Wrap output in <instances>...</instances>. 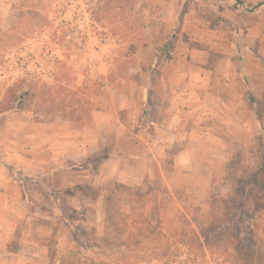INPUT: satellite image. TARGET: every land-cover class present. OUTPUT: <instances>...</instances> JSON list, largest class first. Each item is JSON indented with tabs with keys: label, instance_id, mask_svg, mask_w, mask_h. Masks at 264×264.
I'll return each instance as SVG.
<instances>
[{
	"label": "rangeland",
	"instance_id": "1",
	"mask_svg": "<svg viewBox=\"0 0 264 264\" xmlns=\"http://www.w3.org/2000/svg\"><path fill=\"white\" fill-rule=\"evenodd\" d=\"M241 1L0 3V172L21 176L11 161L27 150L26 184L41 187L30 238L63 240L50 264H264V203L241 201L264 154V93L240 90L264 87V5ZM200 72L239 92L233 119L247 128L157 130L139 116ZM248 229L253 262L237 252Z\"/></svg>",
	"mask_w": 264,
	"mask_h": 264
},
{
	"label": "crops",
	"instance_id": "2",
	"mask_svg": "<svg viewBox=\"0 0 264 264\" xmlns=\"http://www.w3.org/2000/svg\"><path fill=\"white\" fill-rule=\"evenodd\" d=\"M4 1L6 0H0V3ZM2 15L0 9V16ZM222 79V76L217 74L211 76V73L200 72L196 78L191 79L181 88L180 93H177V101L174 97H170L167 94L166 106L168 108H140L139 116H142L144 111H147L151 125L157 130H167L176 124L178 129L181 126L189 128L190 124L201 125L203 122H206L205 126H212L217 129L233 128L234 126H239L243 129L247 128L248 125L246 123L240 124L239 121L235 122V119H233L234 115H238L235 112L237 107L233 104L236 100L235 97L240 96L239 92L228 90V86L223 87ZM240 90L243 96H245L247 91L255 96L264 93V87L255 90L250 82L248 84H240ZM224 91L228 94L226 98L228 106H224L223 99H221L220 93ZM195 100L196 102L194 103L193 101ZM243 109L244 111L247 110L244 107ZM105 110H110V108ZM153 114L156 119H153ZM250 115L254 118L252 112H250ZM25 152L27 150L23 148L21 154H18V159L15 160L16 158L13 157L11 161L13 166L22 170L21 176L14 174L8 177L6 172H0V193L6 195L3 205H0V207H2L4 213L11 216L7 222H2L0 218V264H50L51 241H54L56 246L63 242L62 238L54 232L53 236L46 242H44L43 238L47 237L46 234H42V236L37 234L35 238H30V217L32 214L34 215L35 206L34 203L29 201L28 193L33 188L35 190V188L41 189V187L38 184L33 185V188H31L30 185L26 184V181H30L31 178L29 172L26 171L30 160L25 155ZM50 175L57 174L54 172ZM1 197H3L1 198L3 200L4 196ZM36 203L38 206V202ZM60 229H62L61 226ZM39 231L42 230L39 229ZM12 241L16 242V249L8 251L6 247Z\"/></svg>",
	"mask_w": 264,
	"mask_h": 264
},
{
	"label": "trees",
	"instance_id": "3",
	"mask_svg": "<svg viewBox=\"0 0 264 264\" xmlns=\"http://www.w3.org/2000/svg\"><path fill=\"white\" fill-rule=\"evenodd\" d=\"M235 4L243 7L245 6L244 2L241 0H234ZM264 5V0H261L257 3H255L251 8L246 7V9H248L249 11L255 10L261 6ZM171 39L172 37L167 40V42H165L161 49L159 50L157 56L161 57V58H166L168 57V48L171 45ZM25 81V79H22L20 81V83L15 84L13 88L8 89L7 93L8 95L13 94V92L16 90L17 87H20V89L23 87L22 84ZM11 96V95H10ZM18 100H21L24 96L22 94H20V96H18ZM252 182H251V190H250V194H242L243 199L241 200L242 203H246L247 201H249L250 199H252L253 195H259V197H255V199L257 200V202L261 201V204L263 205L264 203V154L262 155V159H261V163L259 165V167L257 168L256 173L253 175L252 177ZM257 186L258 189H260V192H256L255 191V187ZM247 197V198H246ZM249 199V200H248ZM65 220V217H64ZM65 222H67L65 220ZM245 225L248 227V223H245ZM73 230V229H72ZM74 235H75V230H74ZM243 242H245L246 247L244 249L243 246H240L237 250L238 253H240V255L243 256L244 259L250 260V261H255V259H258L259 256L261 257V253L259 252V249H261L258 246V243L256 242V238H255V232L253 229H248L247 232L245 233V237H243ZM241 240H239L240 242ZM237 244V242H236ZM235 244V246L237 247V245Z\"/></svg>",
	"mask_w": 264,
	"mask_h": 264
}]
</instances>
